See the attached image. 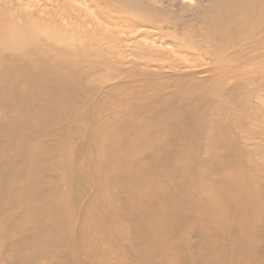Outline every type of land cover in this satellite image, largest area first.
<instances>
[{
  "label": "bare ground",
  "instance_id": "obj_1",
  "mask_svg": "<svg viewBox=\"0 0 264 264\" xmlns=\"http://www.w3.org/2000/svg\"><path fill=\"white\" fill-rule=\"evenodd\" d=\"M48 1L0 0V264H264V0Z\"/></svg>",
  "mask_w": 264,
  "mask_h": 264
},
{
  "label": "rangeland",
  "instance_id": "obj_2",
  "mask_svg": "<svg viewBox=\"0 0 264 264\" xmlns=\"http://www.w3.org/2000/svg\"><path fill=\"white\" fill-rule=\"evenodd\" d=\"M46 1H48V0H46ZM49 2V1H48ZM42 8H44V7H42ZM47 8H49V7H47ZM154 62V61H153ZM154 63H156V64H162V62H159V63H157V62H154Z\"/></svg>",
  "mask_w": 264,
  "mask_h": 264
}]
</instances>
